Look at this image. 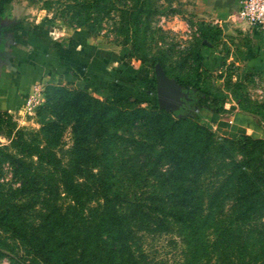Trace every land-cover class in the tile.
Listing matches in <instances>:
<instances>
[{
  "label": "trees",
  "instance_id": "16d2710c",
  "mask_svg": "<svg viewBox=\"0 0 264 264\" xmlns=\"http://www.w3.org/2000/svg\"><path fill=\"white\" fill-rule=\"evenodd\" d=\"M71 6L73 14L96 17L113 2ZM126 12L127 26L141 25L137 12L146 11ZM205 54L191 51L193 78L173 76L187 98L172 111L156 104L153 71L142 80L130 64L109 71L115 79L103 81L106 93L92 89L102 102L97 153L77 147L63 158L9 126L0 163L9 164L18 184L0 181V233L18 241L22 252L14 253L0 235V257L7 254L9 264H149L138 245L146 231L174 232L183 244L181 264H264V150L255 136L215 138L199 121L197 109L222 106L196 86L207 69ZM138 84L148 96H140ZM62 87L52 85V92L61 94ZM80 101L72 96L63 106L82 116L87 107ZM48 131L43 128L45 138ZM16 193L26 200L13 201ZM31 197L37 208L29 212Z\"/></svg>",
  "mask_w": 264,
  "mask_h": 264
},
{
  "label": "rangeland",
  "instance_id": "374dc122",
  "mask_svg": "<svg viewBox=\"0 0 264 264\" xmlns=\"http://www.w3.org/2000/svg\"><path fill=\"white\" fill-rule=\"evenodd\" d=\"M74 2L2 1L0 25H8L9 30L0 33V39L6 38L10 44L7 49H14L18 47V34L27 33L22 28L46 33L52 41L60 39L61 42L76 30V36H85L92 49L111 51L121 63L135 67L141 80L152 74V65L160 58L169 77L174 80L173 76L179 74L185 82L187 76L194 77L191 51H207L214 55L215 60L210 68L200 71L201 78L196 81V86L203 92L218 96L222 106L217 112L206 107L197 109L199 121L215 138L234 139L239 134L255 136L261 142L260 150H264V78L250 71L249 64L243 59L241 29L226 31L213 19L197 14L192 7L193 0H112L113 7L96 17L86 16L83 12L73 14L75 7L71 5ZM139 6L146 11L137 12L141 25L128 23L126 26L124 20L128 7L135 11ZM86 26H90L88 32L82 28ZM0 60L9 62L7 53ZM85 80L66 81L62 78L63 82L59 83L45 77L31 81L26 90L32 98L29 106L22 101L11 110H0V145H8L5 133L11 126V132L21 128L25 136L35 137L39 143L56 149L63 158L77 147L92 153L99 152L103 136L102 102L92 89L103 93L107 90L99 80ZM86 84L85 90L77 89ZM52 85H62L61 94L52 92ZM136 87L140 96L149 95L141 92L142 85ZM72 96L80 98L81 106L87 107L85 115L79 116L73 109L63 106L64 101L69 102ZM58 98L61 104L56 101ZM123 106L126 108V104ZM46 126L49 131L45 138L43 128ZM5 150L10 151V148ZM0 181H5L4 186L7 187L18 184L11 177L6 161L0 163ZM26 197L24 193H16L12 199L24 202ZM34 200V197L27 200L29 212L37 208ZM0 235L14 253L22 252L18 241L4 233ZM138 245L149 264H181L183 244L174 232L142 231ZM0 264H9L7 254L0 257Z\"/></svg>",
  "mask_w": 264,
  "mask_h": 264
},
{
  "label": "crops",
  "instance_id": "0c3cea01",
  "mask_svg": "<svg viewBox=\"0 0 264 264\" xmlns=\"http://www.w3.org/2000/svg\"><path fill=\"white\" fill-rule=\"evenodd\" d=\"M239 1L193 0L192 7L197 14L213 19L226 31L241 29L243 59L249 64L250 71L264 78V28H254L236 16ZM76 32L68 35L64 42L60 39L52 41L46 33L37 30L18 34V47L11 50L9 62L0 60V110L21 105L29 83L35 79L46 77L61 83L62 78L84 81L85 77L101 83L105 78L115 79L109 71L113 73L117 68H126L128 63H121L112 56L114 53L87 47L85 36H76ZM203 52L206 53L204 65L210 68L215 57Z\"/></svg>",
  "mask_w": 264,
  "mask_h": 264
},
{
  "label": "water",
  "instance_id": "95a60500",
  "mask_svg": "<svg viewBox=\"0 0 264 264\" xmlns=\"http://www.w3.org/2000/svg\"><path fill=\"white\" fill-rule=\"evenodd\" d=\"M1 54V52H0ZM155 80V98L159 108L175 110L187 98V91L180 84L167 76L158 62L153 65Z\"/></svg>",
  "mask_w": 264,
  "mask_h": 264
},
{
  "label": "built area",
  "instance_id": "2783aa9c",
  "mask_svg": "<svg viewBox=\"0 0 264 264\" xmlns=\"http://www.w3.org/2000/svg\"><path fill=\"white\" fill-rule=\"evenodd\" d=\"M236 16L254 28H264V0H240ZM29 93L26 92L23 99L26 106L32 103Z\"/></svg>",
  "mask_w": 264,
  "mask_h": 264
},
{
  "label": "flooded vegetation",
  "instance_id": "af4514ba",
  "mask_svg": "<svg viewBox=\"0 0 264 264\" xmlns=\"http://www.w3.org/2000/svg\"><path fill=\"white\" fill-rule=\"evenodd\" d=\"M6 30H9L8 25H0V33L4 32ZM8 43H9V41L6 38L0 39V52H1L0 57L1 58H2V56H5L6 53L9 56V54H10V52L12 50V48L7 49L8 46L10 45Z\"/></svg>",
  "mask_w": 264,
  "mask_h": 264
}]
</instances>
